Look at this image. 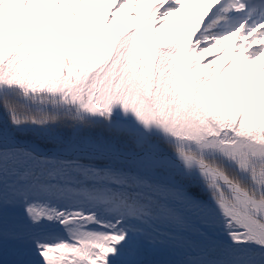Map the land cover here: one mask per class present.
<instances>
[{
  "label": "snow or ice",
  "instance_id": "snow-or-ice-1",
  "mask_svg": "<svg viewBox=\"0 0 264 264\" xmlns=\"http://www.w3.org/2000/svg\"><path fill=\"white\" fill-rule=\"evenodd\" d=\"M112 2L0 0V264H264V0Z\"/></svg>",
  "mask_w": 264,
  "mask_h": 264
},
{
  "label": "trees",
  "instance_id": "trees-1",
  "mask_svg": "<svg viewBox=\"0 0 264 264\" xmlns=\"http://www.w3.org/2000/svg\"><path fill=\"white\" fill-rule=\"evenodd\" d=\"M186 7H187V5H186ZM128 12H129L128 8H125L122 12L117 11L115 13V23L112 26L114 30L123 31L126 26H134L135 25V20L128 16ZM185 16H186V14L177 13L176 16H174L171 19L170 27L167 29V31H170L172 33V38L170 40H168L167 42L171 43L176 39V37L178 36V32L180 30V21ZM178 21H179V24L177 23ZM162 42H164V41L162 40ZM219 62H220V59H217L216 64ZM200 72L202 74L203 69H201Z\"/></svg>",
  "mask_w": 264,
  "mask_h": 264
},
{
  "label": "rangeland",
  "instance_id": "rangeland-1",
  "mask_svg": "<svg viewBox=\"0 0 264 264\" xmlns=\"http://www.w3.org/2000/svg\"><path fill=\"white\" fill-rule=\"evenodd\" d=\"M105 4H106V7L102 10V13H101L102 17H103V15H104V13H106V12H110V11L114 10V7H115L114 4H113V2H112V0H105ZM129 7H131V6H129ZM187 7H189L192 11H194V9H195V5H187ZM128 10H129V9H128ZM186 20H187V16L183 17L182 20L180 21V30H179V33H181V31H182V27H181V26H182V24H183ZM235 43H236V38L233 37V38H231L230 40L225 41L223 46H229L230 48H232V47L235 46ZM216 51L218 52V49H217ZM232 54H233V53H232V51L230 50V51L226 54V56H221V57L219 58V59H220V62L217 63V64L215 65V66L217 67V69H219L220 66L223 64L224 60H225L227 57H230ZM241 55H246V52H244L243 49L241 50ZM262 62H264V58H262Z\"/></svg>",
  "mask_w": 264,
  "mask_h": 264
}]
</instances>
